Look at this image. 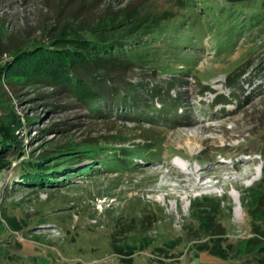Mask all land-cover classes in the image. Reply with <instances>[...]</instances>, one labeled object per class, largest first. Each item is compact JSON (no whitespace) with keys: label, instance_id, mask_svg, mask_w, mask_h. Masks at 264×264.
<instances>
[{"label":"rangeland","instance_id":"obj_1","mask_svg":"<svg viewBox=\"0 0 264 264\" xmlns=\"http://www.w3.org/2000/svg\"><path fill=\"white\" fill-rule=\"evenodd\" d=\"M85 1L0 0V58L6 62L0 66V119L16 127L21 144L8 159L0 155V264H128L125 258L130 264H159L158 247L168 251L169 257L162 255L168 264H192L197 250L191 245L202 235L186 233L197 225L191 201L203 196L222 201L216 221L225 227L228 243L251 238L252 219L243 200L264 178V27L246 30L232 42L224 39L226 30L209 26L196 27L190 39H183L186 33L177 40L169 34L162 43L150 39L161 67L139 73L164 85V92L174 83L171 95L182 96V116L146 120L114 110L99 118L69 93L53 94L52 88L31 87L23 79L9 83L1 73L12 49L50 29L63 30L74 12L91 22L98 5ZM100 1L118 9L145 0ZM221 4L196 0V11L190 12L178 0H148L141 14L146 19L164 11L173 19L201 14L196 25H187L201 28L216 21L212 12L206 16V8L213 11ZM133 78L132 83L140 80L139 74ZM155 98L149 105L160 107ZM97 140L98 148L110 154L130 149L132 159L124 162L122 153H112L119 158L108 167L94 165L97 171L79 173L71 168L96 163H62L56 171L71 173L54 185L23 179L21 163H39L44 152ZM201 173L210 186L197 185ZM11 219L22 229L15 231ZM144 238L153 242L144 251L130 257L115 252L116 244L140 247ZM179 238L182 244L172 248ZM238 248L236 264L252 263L246 256L251 251Z\"/></svg>","mask_w":264,"mask_h":264},{"label":"trees","instance_id":"obj_2","mask_svg":"<svg viewBox=\"0 0 264 264\" xmlns=\"http://www.w3.org/2000/svg\"><path fill=\"white\" fill-rule=\"evenodd\" d=\"M94 1L98 5V11L91 22L84 21L82 16L74 12L63 30L55 32L54 29H50L40 39L29 42L22 48L12 49L14 51L10 52V62H7L1 72L5 74L6 79L8 78V82L10 83L13 79H23V82L31 87L39 85L50 87L54 90L53 94L69 93L76 101L82 102L93 116L99 118L115 110L119 116L126 118L140 117L146 120L159 118L172 121L182 116L185 111L179 103V98L181 99L182 96L175 98L171 95L173 90L171 86L174 83L169 82L170 88L164 92L161 90L165 88L164 85L157 86L139 73L145 68L161 67V57L149 49L150 39L162 43L165 38L169 37V34L173 37L172 40H177L184 33L186 36H183L184 38L181 36V38L190 39L196 27L204 30L209 26L210 31H217L221 28L226 30L228 36L224 39L226 42H232L236 36L246 30L260 28V26L263 29L264 27V0L240 2L222 0L221 6L213 9L214 12L207 8L205 12L206 16L211 12L214 14L216 25L205 23L201 28L193 25L187 26L190 21L196 25L201 19V14L193 19L182 16L173 19L172 13L164 11L161 17L146 19L142 16L141 10L148 0L137 4L130 3L118 9L111 7L110 4L102 6L103 3L100 0H91L90 5H94ZM85 2L87 3L88 0ZM178 2L182 5L181 9L196 11L193 6L196 0H178ZM220 22H226L228 25L220 24ZM190 29L192 31L187 33ZM224 43L219 40L220 45ZM5 63L0 58V66ZM136 68L139 69L135 70ZM136 74H139L140 80L132 83ZM260 79L263 80V76ZM155 97H159L160 107L155 104L152 107L149 105V100H154ZM180 110H183L181 115H179ZM15 128L13 126L10 128V125H5L0 119L2 159H8L11 154L16 153L15 149L19 151L21 149ZM99 144L98 140L89 141L83 146L69 145L59 147L53 153L44 152L39 157L42 159L41 162L28 160L20 164L25 173L23 179L38 185L43 183L54 185L58 178L71 173L63 169L56 171V167L62 163L77 165L87 160L96 163L81 168H75V166L71 168L72 173H79L81 170L83 172L97 171L98 169L93 168L94 165H99L100 168L108 167L119 157L124 162L133 157L128 154L130 149L125 148V151L115 149L112 153H122L117 157L111 155L112 153L110 154L107 149L98 148ZM84 145H89L90 148ZM65 152L70 154H62ZM51 169H53V174L49 172ZM62 172L66 173L60 174ZM262 172L264 177V167ZM252 191L244 198L243 203L249 218L252 219L253 235L238 243H228L225 238L227 234L224 233L225 227L216 221L220 214L219 208L222 201L207 196L191 201L193 220L197 225H194L195 228H189L186 233L202 235L196 237L191 245L197 250L192 264H236L233 255L237 257L239 244L244 252L251 251L246 256L250 257L249 259L253 262L248 264H264V178ZM10 222V226L15 231L22 229L15 219H11ZM178 240L180 243L174 244L173 242L172 248H175L177 244H182L183 239ZM152 244L151 239L144 238L140 247H134L131 244L127 246L116 244L114 248L119 255L130 257L136 253L137 249L144 251ZM157 251L164 257H169L166 255L168 251L163 248L158 247ZM162 255L157 258L160 259L158 263L168 264ZM125 260L126 258L123 262L128 264L132 262L131 259Z\"/></svg>","mask_w":264,"mask_h":264},{"label":"bare ground","instance_id":"obj_3","mask_svg":"<svg viewBox=\"0 0 264 264\" xmlns=\"http://www.w3.org/2000/svg\"><path fill=\"white\" fill-rule=\"evenodd\" d=\"M185 136V135H184ZM240 162H245L244 160H240ZM239 168H241L240 166H239ZM201 171V170H200ZM200 171H198V172H200ZM208 176H207V174L206 173H201L200 175H199V180L200 181H198V186H205V187H208V186H210V183H208L207 181H204L206 178H207Z\"/></svg>","mask_w":264,"mask_h":264},{"label":"water","instance_id":"obj_4","mask_svg":"<svg viewBox=\"0 0 264 264\" xmlns=\"http://www.w3.org/2000/svg\"><path fill=\"white\" fill-rule=\"evenodd\" d=\"M233 2H240V1H244V0H232Z\"/></svg>","mask_w":264,"mask_h":264}]
</instances>
